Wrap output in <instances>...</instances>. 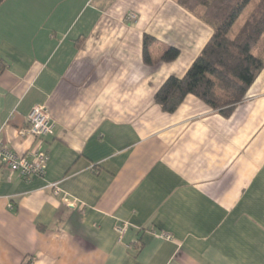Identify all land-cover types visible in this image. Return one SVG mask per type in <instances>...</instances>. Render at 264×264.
Returning a JSON list of instances; mask_svg holds the SVG:
<instances>
[{"label": "crops", "instance_id": "1", "mask_svg": "<svg viewBox=\"0 0 264 264\" xmlns=\"http://www.w3.org/2000/svg\"><path fill=\"white\" fill-rule=\"evenodd\" d=\"M144 36L179 56L146 65ZM210 37L173 0L0 3V145L49 157L43 177L0 168V264H264V69L228 116L154 102Z\"/></svg>", "mask_w": 264, "mask_h": 264}, {"label": "trees", "instance_id": "2", "mask_svg": "<svg viewBox=\"0 0 264 264\" xmlns=\"http://www.w3.org/2000/svg\"><path fill=\"white\" fill-rule=\"evenodd\" d=\"M4 0H0L2 3ZM211 30V37L181 78L168 77L154 95V102L168 114L174 113L184 98L192 95L211 110L228 116L240 103L258 73L264 58L252 54L264 33V0H176ZM201 8L203 15L194 13ZM247 17L238 26L240 16ZM153 39L143 37V61L151 66L169 63L180 52L167 47L152 60L148 47Z\"/></svg>", "mask_w": 264, "mask_h": 264}, {"label": "built area", "instance_id": "3", "mask_svg": "<svg viewBox=\"0 0 264 264\" xmlns=\"http://www.w3.org/2000/svg\"><path fill=\"white\" fill-rule=\"evenodd\" d=\"M130 20H135L133 14L129 15ZM27 127L22 131V135H28L33 138H43L51 134L53 123L46 109L43 106H34L26 118ZM48 154L43 149H36L19 155L9 148L0 145V168H6L16 173L20 178L28 180L34 177H43L48 161ZM53 192L57 194L56 184H50ZM63 202L70 208H75L73 203H69L67 198ZM126 225L116 229L118 235L122 236L126 230Z\"/></svg>", "mask_w": 264, "mask_h": 264}, {"label": "rangeland", "instance_id": "4", "mask_svg": "<svg viewBox=\"0 0 264 264\" xmlns=\"http://www.w3.org/2000/svg\"><path fill=\"white\" fill-rule=\"evenodd\" d=\"M176 3V0H173ZM177 4V3H176ZM178 5V4H177ZM179 6V5H178ZM180 7V6H179ZM181 8V7H180ZM183 9V8H182ZM187 12V11H186ZM189 13V12H188ZM194 13L202 16L203 15V10L201 8H197L195 9ZM192 14V13H190ZM194 15V14H192ZM195 16V15H194ZM196 17V16H195ZM247 14L243 13L239 20H238V26L243 23V21L246 19ZM198 19V17H196ZM252 54L255 56H259L261 58H264V33L262 34L261 38L259 39V41L256 43V45L254 46L253 50H252Z\"/></svg>", "mask_w": 264, "mask_h": 264}]
</instances>
